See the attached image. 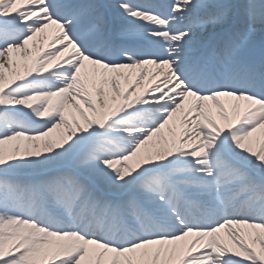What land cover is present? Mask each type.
Returning <instances> with one entry per match:
<instances>
[{"label":"snow or ice","instance_id":"6c2138e0","mask_svg":"<svg viewBox=\"0 0 264 264\" xmlns=\"http://www.w3.org/2000/svg\"><path fill=\"white\" fill-rule=\"evenodd\" d=\"M0 264H264V0H0Z\"/></svg>","mask_w":264,"mask_h":264},{"label":"bare ground","instance_id":"6f19581e","mask_svg":"<svg viewBox=\"0 0 264 264\" xmlns=\"http://www.w3.org/2000/svg\"><path fill=\"white\" fill-rule=\"evenodd\" d=\"M43 44H45V46L48 44V41L47 40H45V41H43ZM212 111H213V113H214V115L216 116V119H217V121H218V123H220L222 126L224 125V121L222 120V118H220V116H219V113H218V110L215 108V106H213V108H212ZM256 136H259L260 135V133H257V134H255ZM226 232V231H225ZM227 233V232H226ZM221 235L223 236V238H224V240L227 242V243H232V241H230V239L229 240H226V234H224V232H222L221 233Z\"/></svg>","mask_w":264,"mask_h":264},{"label":"rangeland","instance_id":"374dc122","mask_svg":"<svg viewBox=\"0 0 264 264\" xmlns=\"http://www.w3.org/2000/svg\"><path fill=\"white\" fill-rule=\"evenodd\" d=\"M45 45V44H44ZM33 55H36V53L34 52L33 53ZM149 68H150V72H149V75H151V72H152V70H154L153 69V66H149ZM147 85V78L145 79V86ZM142 89H138L137 91H141ZM166 135H167V132L165 133ZM224 234H226L227 235V233L226 232H224ZM227 238H226V240H229L230 238L228 237V235L226 236ZM231 241V240H230ZM231 244V243H230Z\"/></svg>","mask_w":264,"mask_h":264}]
</instances>
